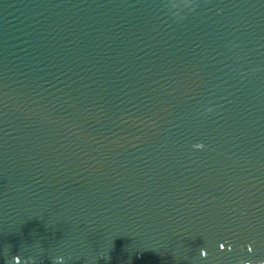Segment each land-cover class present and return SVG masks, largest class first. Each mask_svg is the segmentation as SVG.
I'll list each match as a JSON object with an SVG mask.
<instances>
[{"label":"water","instance_id":"obj_1","mask_svg":"<svg viewBox=\"0 0 264 264\" xmlns=\"http://www.w3.org/2000/svg\"><path fill=\"white\" fill-rule=\"evenodd\" d=\"M0 264H264V0H0Z\"/></svg>","mask_w":264,"mask_h":264},{"label":"snow or ice","instance_id":"obj_2","mask_svg":"<svg viewBox=\"0 0 264 264\" xmlns=\"http://www.w3.org/2000/svg\"><path fill=\"white\" fill-rule=\"evenodd\" d=\"M219 247H220V248H223L224 245H223V244H220ZM248 250L251 251V248H249ZM204 255H207V253H204Z\"/></svg>","mask_w":264,"mask_h":264}]
</instances>
